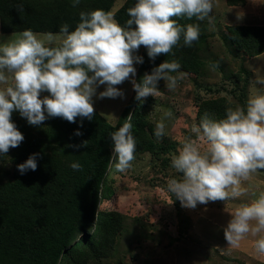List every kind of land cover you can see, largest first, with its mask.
Here are the masks:
<instances>
[{
    "label": "clouds",
    "instance_id": "9594fccd",
    "mask_svg": "<svg viewBox=\"0 0 264 264\" xmlns=\"http://www.w3.org/2000/svg\"><path fill=\"white\" fill-rule=\"evenodd\" d=\"M79 3L72 0L73 7ZM212 10L213 0H137L127 9L126 26H121L110 12L96 9L80 12V22L73 31L67 24L60 26L59 33L41 35L25 29L15 39L0 43V154H7L24 140L11 120L13 112H19L32 126H40L51 117L70 123L79 117L82 127L83 119L91 121L95 116L93 97L124 98L125 93L116 86L130 77L137 101L156 96L161 80L174 91L177 78L170 73L180 69L177 61L165 60L138 82L134 63L143 64L144 60L134 53L143 46L154 61L161 54L171 53L181 37L185 46H191L199 38V25L181 26L174 18H209L211 22ZM256 83L264 85V78H257ZM101 85L104 90L97 94ZM42 92L49 95L41 98ZM164 115L171 117L172 113ZM130 121L129 115L110 134L114 167L121 173L130 169L135 159ZM191 132L195 139L186 138L178 155L171 158V167L182 175L168 180V191L189 209L245 195L248 189L242 183L264 169V94L250 95L246 109L226 108L222 119L205 114ZM164 133L162 119L154 135L161 138ZM75 135L82 133L77 130ZM86 143L67 147L79 150ZM38 156L34 153L17 165L21 175L36 171ZM70 167L82 170L79 163ZM223 232L232 247H238L248 235L258 237L253 246L257 254L264 255V192L251 203L236 207Z\"/></svg>",
    "mask_w": 264,
    "mask_h": 264
},
{
    "label": "trees",
    "instance_id": "16d2710c",
    "mask_svg": "<svg viewBox=\"0 0 264 264\" xmlns=\"http://www.w3.org/2000/svg\"><path fill=\"white\" fill-rule=\"evenodd\" d=\"M114 0H80L73 7L72 0H0V32L59 33L67 24L73 31L80 22V12L96 9L109 11ZM137 0H124L113 13L115 20L126 26L127 9ZM181 26L199 25V38L185 46L183 37L172 52L159 55L153 61L141 46L143 64H138L135 79L165 60L177 61L179 70L199 74L201 60L198 48L205 39L204 21L174 18ZM135 28V25H132ZM232 44L249 55L264 52V25H227ZM131 96L120 111L115 123L107 122L95 111L93 120L77 117L70 123L59 117L46 119L40 126H32L19 112L11 120L23 134L24 140L7 154H0V264H87L100 262L109 256L122 216L116 210H100L99 204L108 188L107 172L112 161L110 134L118 130L131 116V133L136 142L135 152L155 150L146 130L144 101ZM209 117L222 116L228 106L223 99L203 103ZM208 107V108H207ZM47 115V113H45ZM82 135H75L76 131ZM86 146L74 150L68 145ZM171 146L164 149L169 152ZM39 153L36 171L21 175L17 165ZM79 163L82 170L70 165Z\"/></svg>",
    "mask_w": 264,
    "mask_h": 264
},
{
    "label": "rangeland",
    "instance_id": "374dc122",
    "mask_svg": "<svg viewBox=\"0 0 264 264\" xmlns=\"http://www.w3.org/2000/svg\"><path fill=\"white\" fill-rule=\"evenodd\" d=\"M123 1L114 0L108 12L113 15ZM210 18L211 22L203 20L206 37L197 51L200 73H170L177 78L175 90L170 91L161 80L158 94L144 100L146 130L155 150L135 152L131 168L123 173L115 169L112 159L105 181L108 191L99 209L118 211L122 226L109 256L87 264H264V255L257 254L253 246L258 237L248 235L238 247H232L223 232L236 207L251 203L264 192V169L242 183L248 189L245 195L198 204L195 209L182 207L167 188L169 179L182 175L171 167V158L178 155L186 138L195 139L191 127L205 115L201 114L206 108L203 103L223 99L228 107L246 109L250 95L264 94V85L256 83L257 78H264V52L249 55L236 48L226 30L230 24L264 25V0H213ZM19 33L0 32V43L15 39ZM140 51L141 47L134 55L140 56ZM134 67L137 71L138 64ZM104 87L101 85L97 94ZM116 87L125 93L124 98L93 97L95 111L109 123H115L131 96V77ZM46 95L49 93L42 92L40 97ZM167 112L171 117H165ZM224 117L222 112L219 118H210ZM162 119L165 133L157 138L155 126ZM168 146L171 150L165 152Z\"/></svg>",
    "mask_w": 264,
    "mask_h": 264
}]
</instances>
